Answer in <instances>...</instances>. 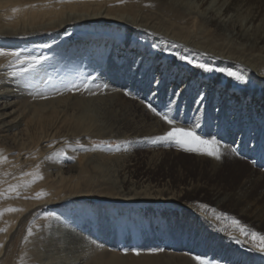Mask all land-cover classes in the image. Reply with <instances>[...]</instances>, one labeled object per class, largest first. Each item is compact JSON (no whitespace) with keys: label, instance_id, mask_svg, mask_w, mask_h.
Instances as JSON below:
<instances>
[{"label":"rangeland","instance_id":"374dc122","mask_svg":"<svg viewBox=\"0 0 264 264\" xmlns=\"http://www.w3.org/2000/svg\"><path fill=\"white\" fill-rule=\"evenodd\" d=\"M199 1L189 0L188 10L167 0L0 3V48L19 51L22 56L44 57L35 68L13 75L27 65L12 56H0V109L15 100H32L25 104V121L20 127L5 131L0 126V264H67L73 260L77 264H183L178 257L183 255L196 264H199L197 256L206 264H264V253L256 250L264 241L253 240L250 235L256 232L264 236V225L255 224L248 215L241 214V204L230 201L216 204L217 192L229 193L235 188L226 167L217 174L209 159L198 162L194 158L197 153L187 152L172 142L133 138V129L143 123L139 122V112L132 113L131 108H121L124 112L119 118L108 116V122L99 124L75 118L79 99L93 92L119 90L126 99L154 106L134 85L125 87L124 82L121 85L106 76L110 64L120 58V54L116 55L117 48L125 53L124 59L131 54L141 64L147 56L159 59L154 79L156 75H166V67L173 65L177 72L169 83L182 88L190 82L189 91L193 90L190 95L203 92L208 101L213 99L216 85L217 90L230 87L236 104L240 102L239 92L248 88H258L264 95V84H258L252 69L218 53L231 50L239 53L243 51L240 46L249 45L203 20V13L196 14ZM36 7H41V11L33 13ZM71 8L91 12L99 9L103 15L104 11L133 14L157 22L160 28L127 17L103 15L64 28L49 24ZM35 27L37 32L32 31ZM184 55L194 58L197 64L237 71L246 77V82L235 81L226 72L204 73L195 64L179 59ZM252 61L264 71V58L253 56ZM191 75L196 76L190 80ZM81 82L87 83L92 92L67 90L70 83ZM212 84L215 85L211 87ZM219 97L221 92L216 100ZM156 108L162 113L170 108L176 126L193 128L205 139L219 140L220 151L230 146L221 136L222 127L217 132L208 111L203 113L199 127H195L193 110L188 113L182 111V106L170 103L164 104L163 109ZM110 127L112 131L106 133ZM81 130L87 133L78 132ZM13 136L17 138L15 141ZM248 139L246 136L244 140ZM258 144L262 149L259 156L253 155L254 149H250V157L244 156L231 146L232 150L229 147L226 152L246 160L256 171H264V140ZM161 149L180 153L175 155L170 150L155 168H148L150 150ZM124 176L137 186L150 183L164 188L167 184L166 187L177 190L193 182L201 186L176 200L116 196L124 190L120 184ZM249 197L256 198L255 205L260 206L263 215L264 180ZM69 207H74V211L67 214ZM57 212L76 231L71 240L76 236L82 240L72 254L69 249L65 251L68 239L53 231ZM189 220L193 223L190 240L186 228ZM196 230L200 234L195 239ZM132 248H138L140 254H134ZM153 248L162 250L150 252Z\"/></svg>","mask_w":264,"mask_h":264},{"label":"bare ground","instance_id":"6f19581e","mask_svg":"<svg viewBox=\"0 0 264 264\" xmlns=\"http://www.w3.org/2000/svg\"><path fill=\"white\" fill-rule=\"evenodd\" d=\"M33 1L35 2L38 0H0V3L7 4L12 2L13 4L19 5H31L33 4ZM40 1L42 4H44L47 0ZM167 1L172 2L184 10H188L190 6L189 0ZM170 8L176 9L174 6ZM75 9L71 8V10L68 12L59 14L61 16L58 15L59 17L51 20L49 24H55L57 28H64L73 22H85L94 17H101L103 15V12L99 9L94 12L79 11ZM181 9L179 10L181 11ZM32 11H34L33 13L39 12L41 11V7L40 9L37 7L36 9L33 8ZM180 11H178V13H180ZM104 13L106 14L102 16L104 18L115 16L118 17V19H124V17H127L146 26L151 25L152 27L160 28V26L156 24L157 22L153 23L145 19H139L137 15L127 13L120 14L114 11H104ZM201 13H203V20L207 21L208 23L210 22L211 25L217 27L220 31H227L233 36H236L244 42L243 44L249 45L240 46L243 51L239 53L232 50L227 52L218 51V53H220L222 57L226 58L227 56L231 62L241 61L244 63V65L254 71L258 84L260 86L263 85L264 71L257 68L254 61H252V57L258 56L260 58H264V52L262 51L264 49V0H256L254 3L248 2V0H200L199 4L196 6V14L200 15ZM37 30L38 29H36V27L32 29V31L36 32ZM116 51V55L120 54V58L115 63L110 64V69L106 73L108 78L114 80L113 82L120 84L121 82H124L126 85L125 87L134 85L135 89L143 96H147L148 101L152 102L155 107H160L163 109L164 104L170 103L171 105L178 104L179 106H182V111L186 110L188 113L189 111L193 110L192 116L194 117L195 124H200V121L203 118V113L208 111L212 114L211 121L214 127H216L217 132L221 131L220 127H222L221 136L223 138L225 137L230 146L235 148L238 153L248 157H250V149H254L253 155L257 154L259 156V154L262 153L261 146L258 144V142L261 139L264 140V95L257 91L258 88H248L242 92H239L240 102L236 104L237 102L234 103V98L232 99V90L230 87L217 90L216 85L215 91L213 93V99L208 101L205 98L203 105L201 106L195 102L198 98V95H190L193 92V90L189 91V86L191 84L190 82L182 86V88H176L179 84L169 83L170 78H172L174 73L177 72L173 65H169L168 67L164 65L163 67H166L167 74H163L161 76L156 75V78L154 79V73L157 65L159 64V59H153V56H147L145 61L141 64L139 59L134 61L131 54L128 55V58L124 59L125 53L120 52V48H117ZM195 76L196 75H191L190 80L191 78L194 79ZM213 85L215 84H212L211 87H213ZM219 92H221V97L216 100ZM126 98L127 97L124 95V93L119 90H107L106 92H99L95 94L91 93L79 99V111L76 113L75 118L85 123L94 121V124H99L108 122L106 120V117L108 116L119 118L124 110L131 108L132 113L139 112L141 115L139 117V122L143 123V126L133 129V138L140 140L144 139L145 141L153 142L154 137L162 135L164 132L170 130V126H168L160 117H157L147 107L146 103L145 105L131 98H129L130 100ZM30 101L32 100L27 98L24 100L20 99V101L15 100L14 102L5 104L3 107H1L0 110H2V112H0V126L4 128L5 131L20 127V125L25 121L23 117L25 113V104L26 102ZM121 108L125 109L122 110ZM198 108L200 109L199 112L197 111ZM259 110L261 111L260 113H258ZM182 111L181 113H183ZM244 114L246 117L245 119H243ZM110 129L111 130L106 129V133H110L112 128L110 127ZM78 132L84 133L85 131L81 130ZM246 136H249L248 140H244ZM11 138L12 141L17 139L16 136ZM233 140H235V142L232 143ZM250 141L251 143L249 145ZM257 144L258 146L255 147ZM230 146H224L219 159H216L215 157L209 158L210 156L200 153L195 154L194 158L198 162L209 159L211 161L210 163L212 169L216 173L222 172L224 170L223 168L225 167L227 168L226 170H228V175L230 176L229 178L232 179V184H234L235 188L233 187L234 189H232L229 193L227 191L223 193H220L221 191L217 192L215 194L216 204H225L229 201L235 204H241V207H239L241 214L248 215L255 224L264 225V214H261V211L259 210L260 206L258 207L257 204L255 205V197H249V194L254 190V187L259 182L264 180V171H256V169L251 167V165L246 160L238 156H234L232 154L229 156L230 154L228 155L226 150H228ZM170 150L171 149L150 150V152H152V156L151 161L148 163V168H155L157 163L162 159L163 155H165L166 152L168 153ZM171 152H173L175 155L180 153L179 150H171ZM221 162L226 166L221 165ZM120 184L124 189L123 191H125L126 188L127 190L126 192H117L116 196L121 194L122 197L127 198H161L168 200H176L175 198H181L182 196L189 194V192L197 190L199 186H201V183L199 182H193L187 184L186 186H181L178 190L170 188V186L166 187L167 184L164 185V188L153 186L150 183L137 186L132 183L131 179L127 176L121 178ZM125 185L127 187H125ZM259 197L261 196L259 195ZM73 211L74 207H69V209H66L67 214L72 213ZM57 214L58 215L55 217L56 224L53 231L60 233L64 239H68L66 242L67 246L65 251L69 249L70 253L72 254L75 249H78L80 246L79 242L82 240L77 236L74 237V241L71 240L72 235H77L76 231L70 226L64 216H61L58 212ZM192 227L193 223L189 220L186 223V228H188V231L190 232ZM194 233L197 235L194 236L196 239L200 232L196 230ZM190 235L191 232L189 234V240L193 238V236L191 237ZM189 242L190 241H188V243ZM178 257L179 259L183 260V264H196L194 260L190 259V257H186L184 255ZM150 262L152 261L150 260ZM67 264H77V262L73 260ZM150 264H155V262ZM247 264L252 263L248 262Z\"/></svg>","mask_w":264,"mask_h":264},{"label":"snow or ice","instance_id":"6c2138e0","mask_svg":"<svg viewBox=\"0 0 264 264\" xmlns=\"http://www.w3.org/2000/svg\"><path fill=\"white\" fill-rule=\"evenodd\" d=\"M0 56H12L16 59V61L20 64H26L27 68H21L18 72H14L13 75H18L23 72L29 71L33 68H35L38 64L41 63V61L44 59V57H35V56H22L19 51H5L4 49L0 48ZM180 60L186 61L191 64H195L198 68L203 70L204 73H212L215 71H219L221 73L226 72V76L229 78H233L235 81L245 83L246 77L237 71L232 70H226L223 67L216 68L215 66H212L207 63H199L197 64L194 58H190L187 55L180 56ZM101 85H97V87H100ZM103 87H107V85H103ZM67 90L70 91H89L92 92L90 86L87 83L81 82V84H75L70 83L67 85ZM92 94H95L94 92ZM126 95H130L129 92L125 93ZM205 99V94L203 92L198 93V98L195 101L199 105H203ZM147 107L157 116L160 117L168 126H170V130L164 132L162 135H158L153 138V143L156 142H172L176 146L182 148L183 150L187 152H193V153H200L204 154L210 157H215L216 159H219L221 156V143L216 138L211 139H205L202 138L201 135H198L196 131L193 130V128H186V127H178L176 126L177 121L176 118L171 116V109L168 108L163 113L158 110L156 107H154L152 104H148ZM197 111L199 112L200 109L198 108ZM195 127H199L198 124H195ZM119 150V149H117ZM241 232H245V229L241 228ZM253 240H256L259 238L260 240L264 241V236H261L259 233L252 232L250 233ZM256 247V245H253ZM162 249L153 248L149 249L150 252H156L161 251ZM256 250L264 253V245H261L259 247H256ZM128 249H124V252L127 253ZM131 251L139 255L140 250L138 248H132ZM196 259L199 261V264H206L204 260H202L199 256L196 257Z\"/></svg>","mask_w":264,"mask_h":264}]
</instances>
